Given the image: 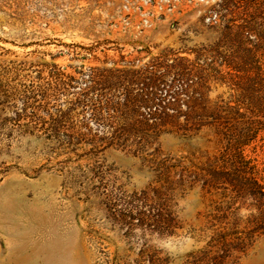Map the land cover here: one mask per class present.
Listing matches in <instances>:
<instances>
[{
  "label": "rangeland",
  "instance_id": "obj_1",
  "mask_svg": "<svg viewBox=\"0 0 264 264\" xmlns=\"http://www.w3.org/2000/svg\"><path fill=\"white\" fill-rule=\"evenodd\" d=\"M217 2L0 0V264H264V235L209 242L206 130L152 117L185 109Z\"/></svg>",
  "mask_w": 264,
  "mask_h": 264
},
{
  "label": "trees",
  "instance_id": "obj_2",
  "mask_svg": "<svg viewBox=\"0 0 264 264\" xmlns=\"http://www.w3.org/2000/svg\"><path fill=\"white\" fill-rule=\"evenodd\" d=\"M219 1L211 25L217 40L193 60L175 64L174 75L191 92L185 109L152 117L155 125L177 131L206 130L213 142L212 153H201L199 173L203 187L215 196L209 242L224 258L242 251L251 236L264 235V0ZM93 77L89 75L91 81ZM212 90L220 91L211 99ZM92 114H99L96 107Z\"/></svg>",
  "mask_w": 264,
  "mask_h": 264
}]
</instances>
